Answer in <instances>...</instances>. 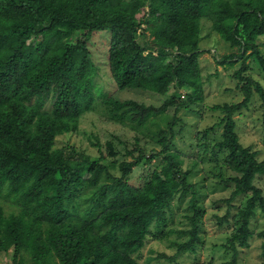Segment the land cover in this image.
Segmentation results:
<instances>
[{"label": "trees", "instance_id": "1", "mask_svg": "<svg viewBox=\"0 0 264 264\" xmlns=\"http://www.w3.org/2000/svg\"><path fill=\"white\" fill-rule=\"evenodd\" d=\"M204 18L240 50L218 62L234 68L244 99L213 105L220 120L197 128L198 148L211 149L217 161L223 154L215 173L224 188H232L228 203L246 198L225 244L233 251L230 263L236 262L238 246L253 235L257 208L264 213V188L257 184L264 159L236 128V113L249 109L255 92L264 121V84L251 73V62L264 71V0H0V201L12 197L21 208L6 214L0 203V250L13 247L12 264H146L135 253L150 236L174 231H166L174 201L190 194L192 227L179 231L186 240L173 243L178 253L202 248L206 209L173 139L181 110L205 99ZM98 51L117 91H149L164 101L149 104L105 91ZM172 85L188 88L185 98L168 94ZM99 102L113 120L144 123L172 114L156 136L161 148L148 152L139 137L133 146L120 140L127 144L120 158L112 139L105 146L93 140L97 156L58 146V136L78 131L82 116ZM221 126V138L213 141L211 133ZM145 163L149 174L133 183L135 168ZM259 234L264 239V229Z\"/></svg>", "mask_w": 264, "mask_h": 264}, {"label": "rangeland", "instance_id": "2", "mask_svg": "<svg viewBox=\"0 0 264 264\" xmlns=\"http://www.w3.org/2000/svg\"><path fill=\"white\" fill-rule=\"evenodd\" d=\"M97 45L101 44L100 40L96 41ZM260 47L264 51V35L259 37ZM200 46L205 50L200 57L202 76L204 80L205 99L204 101L191 104L185 107L179 113L183 118L176 126V135L173 139L176 145V150H179L180 157L183 158V164L186 168H192V173L189 177V182L196 185V188L201 193V204L206 209L201 221V236L203 239L202 248L198 252H177V247L173 243L176 240H186L188 235L181 234L179 231L192 227L188 214L190 210L191 194L182 200L174 201L173 211L169 214L170 225L166 231L173 229L167 235L160 238L150 236L147 239L145 246L135 256L146 264H194L199 261H211L213 264H231L233 260V251L226 248L225 244L233 230V216L238 212L237 205L242 206L246 202V198L237 196L231 201L230 205L227 198L230 197L232 188H224L216 176L218 164L222 162L223 154L220 155V160H214L212 150L209 149L206 153L202 152V147L198 148L199 140L197 139V128L203 130L215 122H218L221 117L220 111L212 109L213 105L224 104L225 102L233 103L244 99V94L237 87V82L232 78L234 68L224 63H219V60L231 52L239 53V47H231L230 43L221 37L212 27V22L208 18L202 21V40ZM95 53L97 49L95 48ZM101 62V73L98 76V81L103 84L105 91L116 94L122 99H136L145 103L161 104L165 96L158 93H152L144 90H125L117 91L116 84L108 73L104 55L101 51L95 55ZM238 64V63H237ZM235 64V66L237 65ZM252 76L259 79L264 84V71L260 69L255 62H251ZM189 91L188 88L178 89L171 86L169 93L180 92L182 97ZM253 100L249 109L244 113H236L237 130L240 134V139L245 145H250L255 149L260 150V158L264 159V121H263V105L262 98L258 92L253 95ZM193 107V108H191ZM172 116V114H168ZM153 116L144 123L135 122L130 118L125 121L113 120L108 115V110L103 103L99 102L95 109L85 113L80 121V128L76 132L65 133L57 138V145L64 146L71 144L78 149L97 156L99 155L98 146L93 143V140H99L105 146L110 139L114 140L118 147L122 150L119 157L124 158L123 154L127 144L133 146L137 137L140 138L142 146L146 147L148 152L161 148V145L156 141V136L162 128H167L166 117ZM182 125V128L180 126ZM179 129L181 131H179ZM223 127H218L215 133H211L213 141L221 138ZM98 137V138H97ZM120 140L126 142L122 144ZM127 158L131 159V155L126 154ZM214 161H210L209 159ZM144 166L135 168L131 181L135 184L149 174L150 164L145 163ZM140 174L144 176L140 177ZM257 184L264 188V175L260 176ZM12 197H5L0 203L5 207V213L10 214L12 211L18 212L21 208L14 202ZM229 215L226 220L225 216ZM253 235L249 239V244L246 246H238V255L236 262L232 264H264V248L263 237L260 236L261 230L264 229V213L258 207L256 214L252 217L250 223ZM162 254L174 256L169 259ZM13 262V247L10 251L5 252L0 250V264H12Z\"/></svg>", "mask_w": 264, "mask_h": 264}]
</instances>
